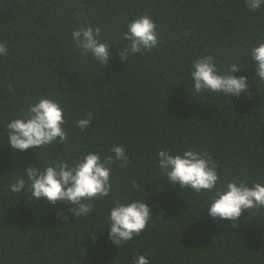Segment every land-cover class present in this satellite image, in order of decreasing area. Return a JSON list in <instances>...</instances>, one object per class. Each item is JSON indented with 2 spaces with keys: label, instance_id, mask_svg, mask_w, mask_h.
<instances>
[{
  "label": "trees",
  "instance_id": "obj_1",
  "mask_svg": "<svg viewBox=\"0 0 264 264\" xmlns=\"http://www.w3.org/2000/svg\"><path fill=\"white\" fill-rule=\"evenodd\" d=\"M140 15L155 21L160 42L122 63L126 23ZM85 20L115 44L103 66L71 40ZM262 39L264 6L249 11L245 0H0V42L8 46L0 56V132L28 104L48 97L64 109L68 134L36 156L0 137V264H133L137 254L150 264H264V208L242 213L236 227L214 220L206 195L157 179L155 166L159 149L196 148L212 156L223 180L264 181V83L253 79L248 56ZM202 55H214L221 68L245 66L234 75L248 78L247 91L230 101L193 92L188 73ZM89 112L91 126L81 132L75 122ZM114 144L126 147L130 163L113 165V192L93 201L88 217L69 214L66 222L57 213L68 205L8 190L14 172L35 166L36 158L73 160L89 150L108 156ZM131 179H139L134 194L153 218L120 248L103 227L112 197L126 196Z\"/></svg>",
  "mask_w": 264,
  "mask_h": 264
},
{
  "label": "clouds",
  "instance_id": "obj_2",
  "mask_svg": "<svg viewBox=\"0 0 264 264\" xmlns=\"http://www.w3.org/2000/svg\"><path fill=\"white\" fill-rule=\"evenodd\" d=\"M245 4L249 11L254 12L264 6V0H245ZM123 38L127 43L117 53L122 63L131 55L157 48L160 42L156 23L148 15L129 20ZM71 40L80 50V55H90L101 66L107 64L109 49L115 45L102 40L101 29L87 20L73 29ZM7 53V43L0 42V56ZM248 56L253 67V79L264 83V39L250 47ZM218 63L214 55H202L192 61L188 73L192 91L198 95L205 92L222 94L228 99L246 92L248 78L234 75L245 66L230 63L225 69L218 67ZM8 90L13 91L11 85ZM92 120L93 114L89 112L84 118L76 120V127L83 132L91 126ZM65 124L64 109L60 103L40 97L10 119L0 132V137L7 134V144L12 149L24 152L31 148L36 156L39 149L63 144L67 140ZM110 153L102 156L97 151L89 150L73 160L57 155L43 164L36 158L35 166L30 163L23 170L14 172L18 174L13 175L8 190L13 194H26L29 199L53 205L59 201L68 205L66 212L57 213L66 222L69 214L73 219L88 217L95 212L92 202L108 198L113 192V165L119 162V166L125 168L130 163L124 145H112ZM155 166L161 173L157 179L163 177L171 185L206 195L208 198L204 208L214 220L231 221L236 227L235 221L242 213L264 208V181L249 182L239 177L223 180L217 164L206 151L196 148L175 152L168 148L159 149ZM138 180L131 179L125 186L128 194L122 198L112 197L106 210L103 229L107 230L109 241L120 248L141 235L153 218L143 196L134 194L133 190L140 187ZM133 264H150V258L137 254L133 257Z\"/></svg>",
  "mask_w": 264,
  "mask_h": 264
}]
</instances>
